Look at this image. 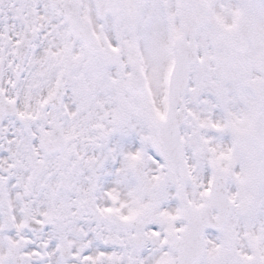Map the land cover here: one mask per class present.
<instances>
[{
	"label": "snow or ice",
	"instance_id": "1",
	"mask_svg": "<svg viewBox=\"0 0 264 264\" xmlns=\"http://www.w3.org/2000/svg\"><path fill=\"white\" fill-rule=\"evenodd\" d=\"M0 264H264V0H0Z\"/></svg>",
	"mask_w": 264,
	"mask_h": 264
}]
</instances>
